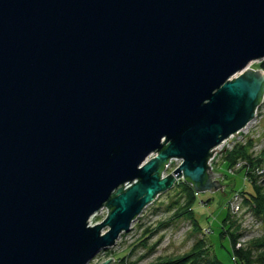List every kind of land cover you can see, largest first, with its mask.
Here are the masks:
<instances>
[{
	"label": "water",
	"instance_id": "water-1",
	"mask_svg": "<svg viewBox=\"0 0 264 264\" xmlns=\"http://www.w3.org/2000/svg\"><path fill=\"white\" fill-rule=\"evenodd\" d=\"M262 58L264 0H0V264H86L181 175L221 185Z\"/></svg>",
	"mask_w": 264,
	"mask_h": 264
},
{
	"label": "rangeland",
	"instance_id": "rangeland-1",
	"mask_svg": "<svg viewBox=\"0 0 264 264\" xmlns=\"http://www.w3.org/2000/svg\"><path fill=\"white\" fill-rule=\"evenodd\" d=\"M259 61L260 59L252 60L250 66L254 69L261 68ZM248 122L217 145L210 165L213 171H222L221 174L213 176L222 184L213 190L209 188L195 190V200L190 205V210L194 212L195 219L200 223L198 227H195V222L185 211L188 208L185 205L186 192L179 185L184 182H190L193 185V182L181 175L171 187L160 191L144 206L132 220L131 227L122 231L112 245L101 249L86 264H99L110 256L113 260L108 264H123L124 261L145 264L161 254L187 251L198 240L207 244V248L215 247L217 256L227 264H236L237 258L232 256L229 237L220 236V230H223L226 225L223 218L227 212H230L236 224H239L238 244H243L263 232V216L254 213L245 199L254 192L251 178L264 189V170L252 167V164L250 165L249 161L243 157H239L235 163H230L226 157V151L232 149L237 142H247L249 149L254 152L264 147V91L253 117ZM154 155L151 153L148 158ZM181 161L175 160L170 165L173 167L169 169L170 166H168L161 176L172 172ZM176 199L178 201L175 202ZM107 214L108 206L106 205L101 211L96 210L90 215L89 224L102 221ZM164 221L167 224L153 231L146 240V246L139 242L140 238L148 233V228H156ZM106 228L107 225L103 227V229ZM150 245L153 246L152 249Z\"/></svg>",
	"mask_w": 264,
	"mask_h": 264
},
{
	"label": "trees",
	"instance_id": "trees-1",
	"mask_svg": "<svg viewBox=\"0 0 264 264\" xmlns=\"http://www.w3.org/2000/svg\"><path fill=\"white\" fill-rule=\"evenodd\" d=\"M259 65L264 69V58L260 59ZM226 152V157L228 158L230 163H235L236 161H238L239 157H243L247 159V161H249L250 165L252 164V167L256 168L257 170H264V147H262V149H259L257 152H254L249 149V145L247 144V142H237L232 147V149H228ZM251 180L253 183L254 192L251 196H248L245 201L250 204V207L253 209L254 213L259 214L264 218V189L262 188V185H258L254 181V179L251 178ZM179 185H181L182 189H184L186 192L185 205L188 208H185V211L187 212L188 216H190L195 222V227H198L197 225H199L200 223L195 219L194 212L190 210V205L195 200L194 193L196 189H194L195 187L190 182H184ZM176 201H178V199H176L175 202ZM223 219L226 225L223 230H220V236L222 238L229 237L228 240L231 244L232 256L237 258V261L235 263L264 264V230L261 234L248 239L243 244H238V238L240 236L239 224H236V220L231 217L230 212H227V215H225ZM166 221H164V223H159L156 228H148V233H146L143 238H140L139 242L146 246L147 238L150 237L153 231H156L159 226L161 227L162 225H166ZM152 248L153 246H151V249ZM215 249V247L207 248V244L203 243L202 240H198L187 251L175 254H161L145 264H227L217 256ZM123 264L136 263L134 261H124Z\"/></svg>",
	"mask_w": 264,
	"mask_h": 264
},
{
	"label": "built area",
	"instance_id": "built-area-1",
	"mask_svg": "<svg viewBox=\"0 0 264 264\" xmlns=\"http://www.w3.org/2000/svg\"><path fill=\"white\" fill-rule=\"evenodd\" d=\"M213 149H214L213 154L209 157V163L213 160V157H214V154H215V151H216L215 147H214ZM175 160H176V161H181L182 159H181L180 157H178V156H172V157H170V158L168 159V161L166 162L164 168L162 169V171H161V175H163V172H164L165 170H167L168 166L172 165V163H173ZM210 164H211V163H210ZM172 167H173V166H172ZM172 167L170 166L169 169L172 168ZM105 207H106V205L101 206L100 209H99L98 211H101V210H102L103 208H105Z\"/></svg>",
	"mask_w": 264,
	"mask_h": 264
},
{
	"label": "bare ground",
	"instance_id": "bare-ground-1",
	"mask_svg": "<svg viewBox=\"0 0 264 264\" xmlns=\"http://www.w3.org/2000/svg\"><path fill=\"white\" fill-rule=\"evenodd\" d=\"M250 63H251V61L249 62L248 66H250ZM256 69H257V68H256ZM239 73H240V70L236 71L233 75H237V74H239ZM248 123H249V122H248ZM220 143H221V141H220ZM218 144H219V143H218ZM218 144H217V145H218ZM217 145L215 146V149L217 148ZM155 153H156V151L153 152V154H155ZM146 159H147V158H146ZM129 181L132 183V181L129 180V179H128V180H125V182H124V186H125V187H127L128 185L131 184ZM104 205H106V204H104ZM90 217H91V216H90ZM90 217H89V218H90Z\"/></svg>",
	"mask_w": 264,
	"mask_h": 264
}]
</instances>
